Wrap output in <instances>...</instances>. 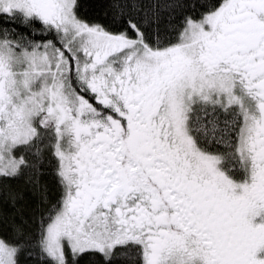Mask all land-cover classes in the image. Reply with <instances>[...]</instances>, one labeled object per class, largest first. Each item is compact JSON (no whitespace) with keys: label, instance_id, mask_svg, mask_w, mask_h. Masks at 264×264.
Instances as JSON below:
<instances>
[{"label":"flooded vegetation","instance_id":"af4514ba","mask_svg":"<svg viewBox=\"0 0 264 264\" xmlns=\"http://www.w3.org/2000/svg\"><path fill=\"white\" fill-rule=\"evenodd\" d=\"M194 47L195 73L259 90V113L248 97L245 109L207 93L166 121L164 100L184 59L163 61L153 75L124 63L92 83L94 101L79 93L69 114L70 201L76 217L109 210L110 244L141 245L143 264H264V0L238 1ZM212 116L236 133L228 153L207 145Z\"/></svg>","mask_w":264,"mask_h":264},{"label":"rangeland","instance_id":"374dc122","mask_svg":"<svg viewBox=\"0 0 264 264\" xmlns=\"http://www.w3.org/2000/svg\"><path fill=\"white\" fill-rule=\"evenodd\" d=\"M74 1L53 0L51 6L46 2L42 8L35 9L43 21L50 22L63 32L69 44V48L68 45L66 48L70 57H66L47 42L42 43L40 47L35 45L29 50H17L9 44L6 37H0L1 173L8 174L17 168L19 162L13 158L11 149L17 143L33 136L35 118L39 112L43 111L46 117L55 118L57 135L69 133V114L71 111H78L76 102L79 99V95L74 93V89L66 81V74L69 71L82 79L86 78L90 83H100L102 76L106 75L105 71L111 70L110 73L114 74L120 71L121 64L124 63L129 65L131 62L134 65L137 63L136 71L153 75L157 71L162 72L160 65L163 60L182 56L185 65L175 76L164 100L168 113L166 121H169V113L176 121L181 120L180 116L186 101L191 97L195 98L197 94L207 93H213L218 97H233L240 100L237 103L245 109L247 106L243 102V97H248L247 99L250 98L252 101L249 108L259 113L258 105L261 100L259 90H251L240 81L226 82L219 78H201L189 62L195 48L194 44L205 30L215 27L217 22L224 20L227 12L235 8L238 1L243 0H224L219 7L205 14L203 18L188 20L180 41L160 49L148 47L141 39L128 38L122 33L107 32L98 25L85 24L78 19L73 10ZM32 2V0H0V11L7 13L23 11L32 14V5H35L32 4L30 7L29 3ZM136 130L140 131L142 128ZM55 150L59 157L60 171L67 187V194L62 211L48 224L44 245L48 252L60 261L63 260L65 248L72 251L104 250L105 247L101 243L108 235L104 232V226L109 222H104V214L99 210L90 212L84 218L74 215L79 214V210L78 202L70 201L72 194L68 190L70 177L67 171L66 144L56 145ZM72 150L71 148L70 153ZM0 264H13V249L1 239Z\"/></svg>","mask_w":264,"mask_h":264},{"label":"trees","instance_id":"16d2710c","mask_svg":"<svg viewBox=\"0 0 264 264\" xmlns=\"http://www.w3.org/2000/svg\"><path fill=\"white\" fill-rule=\"evenodd\" d=\"M223 1L75 0L73 10L84 23L128 38H139L148 47L160 49L180 41L188 20L213 12ZM1 36L17 50L40 47L47 42L70 57L63 32L34 13L0 11ZM80 78L72 71L66 74L67 83L77 94L94 101L92 86ZM226 120L210 117L207 121L214 128L221 124V128L216 131L212 127L206 139L209 147L222 148L228 153L236 143V133L225 130ZM55 126L54 118L39 112L33 136L11 149L13 158L19 162L17 168L8 174L0 172V239L13 249V264H143V249L133 242L105 246L104 250L65 248L64 260L59 262L48 252L44 245L46 230L62 209L66 196L55 150L60 142Z\"/></svg>","mask_w":264,"mask_h":264},{"label":"bare ground","instance_id":"6f19581e","mask_svg":"<svg viewBox=\"0 0 264 264\" xmlns=\"http://www.w3.org/2000/svg\"><path fill=\"white\" fill-rule=\"evenodd\" d=\"M59 150V149H58ZM68 178V177H67ZM46 240V239H45ZM46 244V243H45ZM3 248H5V247H3ZM6 250V249H5ZM50 254H52L51 252H50ZM53 256V255H52ZM61 256V255H60ZM64 260V259H63ZM56 262H57V260H56ZM58 262H59V260H58ZM60 264V263H59Z\"/></svg>","mask_w":264,"mask_h":264}]
</instances>
